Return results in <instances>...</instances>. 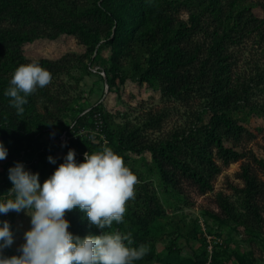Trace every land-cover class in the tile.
<instances>
[{"label":"rangeland","instance_id":"obj_1","mask_svg":"<svg viewBox=\"0 0 264 264\" xmlns=\"http://www.w3.org/2000/svg\"><path fill=\"white\" fill-rule=\"evenodd\" d=\"M169 1L179 3L170 11L176 20L188 25L189 32L180 45L192 55L189 82L181 83L175 92L162 82L150 86L133 80L109 92L104 69L112 52L104 42L91 52L73 36L38 35L51 28L35 21V40L24 43L28 55L24 64L39 63L42 58L50 61L46 68L51 73L50 84L31 96L38 112L54 128L45 130L37 140L41 147L31 151L23 142L20 154H12L13 144H4L8 156L0 161V198L8 193L2 190L5 178L1 174L8 160V169L22 162L27 170L38 172L43 183L51 175L52 163L47 157L63 162L68 152L63 136L70 130L82 138L76 147L77 162L83 160L84 153L107 147L137 177L135 195L126 202L123 222L104 229L131 233L128 246L147 249L136 264H214L215 256L221 264H264V165L257 159L264 157V0H218L221 17L231 16V24L237 26L227 36L221 21L203 10L199 0ZM33 2L39 15L47 13L41 4L48 0ZM194 15L199 16L195 27ZM2 24L6 28H28L11 19ZM217 40L221 41L219 53ZM220 61L223 69L218 66ZM120 62L130 65L128 57ZM212 67H219V78L228 80L239 93L240 100L231 104L229 114L250 129L232 140L243 154L227 165L208 137L214 112ZM96 106L102 108L107 131L93 127L72 131L78 118ZM120 133H131L135 141L152 149L122 150L118 145ZM162 150L173 156L171 161L163 159L172 173L171 182L164 180L156 161ZM205 152L218 168L202 158ZM245 170L258 185L249 202ZM77 223L73 218L70 224L69 231L74 234ZM11 227L15 236L12 248L18 252L23 233L30 228V217L14 212Z\"/></svg>","mask_w":264,"mask_h":264},{"label":"trees","instance_id":"obj_2","mask_svg":"<svg viewBox=\"0 0 264 264\" xmlns=\"http://www.w3.org/2000/svg\"><path fill=\"white\" fill-rule=\"evenodd\" d=\"M188 1L191 2V0ZM48 2L41 4L45 6L47 13L39 15L33 0H0V139L4 144H13L12 154H20L25 145L29 151L34 150L35 147H41L37 144L39 136L45 130L54 128L53 124L38 112L31 95L26 98L27 102L22 106L23 111L18 113L11 106V98L4 94L10 87V75L12 76L18 66L28 61L24 43L35 40L37 21H43L51 28L46 32L40 31L38 35L73 36L82 45L90 48L91 52L104 42L112 52L110 63L104 69L109 92L118 89L119 84L126 83L128 80L147 83L150 86L156 82H162L167 84V89L171 92H175L181 83L187 85L186 82H189L188 66L191 64L192 55L180 45L182 38L189 32V27L172 15L171 6L179 5L176 1L48 0ZM199 3L203 10L210 11L212 16L221 21L224 36L228 35L231 28L237 27L231 24V16L224 19L221 17L222 9L218 0H199ZM9 19L28 28L4 27L2 23ZM193 19L194 26L198 23L199 16L194 15ZM198 26L199 24L196 27ZM216 44L219 53L221 41L217 40ZM136 51L137 55H133ZM123 57L130 59L129 66L120 62ZM39 63L44 68L51 65L47 58L40 59ZM218 63V66H222L223 69V62ZM211 69L215 76L210 82L214 112L208 137L217 148L224 164L227 165L240 159L243 154L232 140L249 133L250 129L245 124L234 120L228 112L231 104L240 100L238 91L230 85L228 80L219 78V67ZM194 77L197 76H193V82H195ZM85 127H93L94 130L101 132L107 131L100 106L85 112L78 118L73 128L74 131H78V128ZM68 135L70 136L68 150L74 149L75 153H78L77 143L81 142L82 138L77 137V134L70 130ZM118 145L122 150L152 149L147 144L135 141L131 133H120ZM79 151L84 153L83 150ZM206 153L208 152H205L202 158L206 159L215 169L218 168L213 163L211 155ZM171 157L173 156L170 153L163 150L160 151V158L156 156L157 164L166 182H171L173 178L171 171L165 167L163 159L171 161ZM257 159L264 165V157L257 156ZM60 163L62 162L52 164L51 174ZM9 164L10 160L2 166L1 171L5 178L2 190L6 192L11 188L7 168ZM244 177L247 182L246 195L249 202L251 197L258 192V185L256 178L247 170L244 171ZM65 215L70 224L73 218L78 222V228L74 229L75 234H100L95 226L88 223L85 214L79 209L66 212ZM0 220H4V217L0 216ZM14 254L18 252L12 247L5 249V255ZM214 262V264H221L217 256Z\"/></svg>","mask_w":264,"mask_h":264},{"label":"clouds","instance_id":"obj_3","mask_svg":"<svg viewBox=\"0 0 264 264\" xmlns=\"http://www.w3.org/2000/svg\"><path fill=\"white\" fill-rule=\"evenodd\" d=\"M51 73L38 62L18 66L5 95L18 113L26 98L51 82ZM8 148L0 142V161ZM48 161L56 164L49 155ZM11 188L0 198V216L9 212L30 217V228L23 233L18 254L5 255L15 242L14 230L0 220V264H136L147 254L143 246L129 247L131 233L104 232L113 223H122L126 202L134 198L137 177L123 159L110 148L86 152L77 162L69 149L63 162L43 183L38 172L27 170L22 162L8 169ZM79 209L100 234L80 236L69 231L66 212ZM127 241V244L125 243Z\"/></svg>","mask_w":264,"mask_h":264},{"label":"built area","instance_id":"obj_4","mask_svg":"<svg viewBox=\"0 0 264 264\" xmlns=\"http://www.w3.org/2000/svg\"><path fill=\"white\" fill-rule=\"evenodd\" d=\"M74 125L71 127V130L74 131ZM67 135V136H66ZM63 138L67 139L66 141H68L70 139V136L68 135V131L64 134ZM9 193H7L4 198L8 197ZM13 213L14 212H9L8 214L4 215V220H7L10 225L12 224V218H13Z\"/></svg>","mask_w":264,"mask_h":264}]
</instances>
